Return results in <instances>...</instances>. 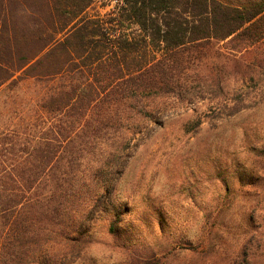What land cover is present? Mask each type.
<instances>
[{
	"label": "trees",
	"instance_id": "obj_1",
	"mask_svg": "<svg viewBox=\"0 0 264 264\" xmlns=\"http://www.w3.org/2000/svg\"><path fill=\"white\" fill-rule=\"evenodd\" d=\"M262 80L264 0H0V264L72 263L120 166L96 153L185 105L246 109Z\"/></svg>",
	"mask_w": 264,
	"mask_h": 264
},
{
	"label": "rangeland",
	"instance_id": "obj_2",
	"mask_svg": "<svg viewBox=\"0 0 264 264\" xmlns=\"http://www.w3.org/2000/svg\"><path fill=\"white\" fill-rule=\"evenodd\" d=\"M251 98L239 112L222 101L169 110L163 127L96 153L120 165L116 183L69 264H126L168 252L166 264H264V184L239 180L264 173V97ZM194 115L203 123L186 131Z\"/></svg>",
	"mask_w": 264,
	"mask_h": 264
}]
</instances>
